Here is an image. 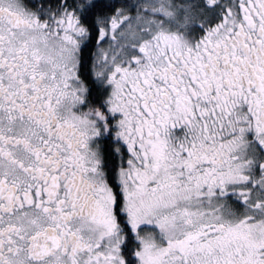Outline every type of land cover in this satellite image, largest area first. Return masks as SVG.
Here are the masks:
<instances>
[{
  "label": "flooded vegetation",
  "instance_id": "1",
  "mask_svg": "<svg viewBox=\"0 0 264 264\" xmlns=\"http://www.w3.org/2000/svg\"><path fill=\"white\" fill-rule=\"evenodd\" d=\"M199 3L108 81L79 0H0V264H118V214L182 264H264V0Z\"/></svg>",
  "mask_w": 264,
  "mask_h": 264
},
{
  "label": "rangeland",
  "instance_id": "2",
  "mask_svg": "<svg viewBox=\"0 0 264 264\" xmlns=\"http://www.w3.org/2000/svg\"><path fill=\"white\" fill-rule=\"evenodd\" d=\"M180 2L183 1L180 0ZM195 15L196 13L190 4H180L175 7L169 0H142L132 11L128 9L117 11L105 21H101L100 36H98L99 45L96 49L97 56L95 59V64L100 65V68L95 66L93 73L97 78L101 77L108 81L109 76L112 75L111 81H113L114 76L117 75L113 74L114 70H117V66L130 58L138 48L145 46L146 49L152 50V42L155 39V36L152 37V35L161 33L165 36V34L175 32L189 34L192 31L189 22L193 20ZM159 38H163L162 35ZM56 46L60 48V43ZM113 92H115L114 87ZM121 175L126 177L124 171ZM129 221L130 225H136L134 220L130 219ZM142 222L150 223L145 220H142ZM158 235L157 233L151 235L146 231H139L142 242L139 245L138 258L141 264H174L179 259L177 258L175 261L174 256H185L181 253L183 250L180 249H172L159 243L157 245L147 244L149 240L157 239ZM101 240L105 252L109 250L111 253L108 256L113 259H115V256L116 258L120 257L117 253L118 246L108 248L103 236L95 238V244L98 246ZM113 243L116 244V241ZM96 249L101 252L100 249ZM174 252L177 254H174ZM116 261L113 260L111 264H117ZM119 264H123V262L120 261Z\"/></svg>",
  "mask_w": 264,
  "mask_h": 264
},
{
  "label": "trees",
  "instance_id": "3",
  "mask_svg": "<svg viewBox=\"0 0 264 264\" xmlns=\"http://www.w3.org/2000/svg\"><path fill=\"white\" fill-rule=\"evenodd\" d=\"M54 1H61V0H54ZM82 5H84L81 9H78L80 17L86 21V24L90 30V32L93 33L92 37L89 39V42L84 46L82 49L83 62L86 64L88 59L92 57L93 52L96 48V41L98 39V33L99 29L98 26L101 24V21H105L117 11L121 9H128L133 10L136 6V4L141 0H110V1H104V0H79ZM183 2H186V0H182ZM202 2V9L206 10L209 7H206L203 3L204 0H198L197 3L190 4L191 7L194 9L195 13L199 15L200 9H199V2ZM171 4H173L175 7L178 6L180 3V0H169ZM210 9V8H209ZM157 15V14H154ZM161 17V16H160ZM170 24V23H169ZM90 54V55H89ZM81 73L88 77V71H81ZM88 87L90 90L89 98H98L100 95V91L98 89L97 84L91 80V78L86 79ZM96 105L99 106L100 103L96 100ZM105 162L111 168L112 171L115 170L114 165V159L111 156L109 147L106 148L105 151ZM114 172L112 173V175ZM118 224L121 227L122 230V245H121V257L123 264H141L138 258V250H139V244H138V235L133 231V229L129 226L128 222H126L125 216L122 214L117 215Z\"/></svg>",
  "mask_w": 264,
  "mask_h": 264
},
{
  "label": "water",
  "instance_id": "4",
  "mask_svg": "<svg viewBox=\"0 0 264 264\" xmlns=\"http://www.w3.org/2000/svg\"><path fill=\"white\" fill-rule=\"evenodd\" d=\"M56 248L53 247L51 250H55ZM51 250H47L43 255H45L46 253H49Z\"/></svg>",
  "mask_w": 264,
  "mask_h": 264
},
{
  "label": "bare ground",
  "instance_id": "5",
  "mask_svg": "<svg viewBox=\"0 0 264 264\" xmlns=\"http://www.w3.org/2000/svg\"><path fill=\"white\" fill-rule=\"evenodd\" d=\"M81 16V15H80ZM105 23V22H104ZM88 29V28H87ZM97 54V53H96ZM99 56V55H98Z\"/></svg>",
  "mask_w": 264,
  "mask_h": 264
}]
</instances>
